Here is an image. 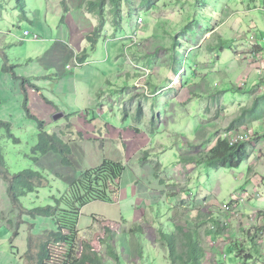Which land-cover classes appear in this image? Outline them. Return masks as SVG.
Listing matches in <instances>:
<instances>
[{
    "label": "rangeland",
    "instance_id": "374dc122",
    "mask_svg": "<svg viewBox=\"0 0 264 264\" xmlns=\"http://www.w3.org/2000/svg\"><path fill=\"white\" fill-rule=\"evenodd\" d=\"M87 1L25 0V15L16 0L0 2V50L8 57L6 61L0 55V120L13 125V138L2 137L1 146L11 175L31 169L43 172L48 181L22 198V206H15L9 180H1L0 264H37L40 245L46 240L44 231L57 227L50 219L34 217L35 209L54 205L53 197L66 192L83 170L99 167L112 154L117 157V142L103 147L98 140L99 132L103 140L113 138L109 124L120 132L126 129L124 136L134 133L131 126L143 132L134 134L137 138L129 144L134 156L126 164L121 188L113 190L112 202L94 201L81 208L79 244L89 242L106 264H123L120 259L125 264H170L168 252L158 243L159 233L174 234L176 224L197 228L198 223L208 259L213 264H239L232 254L224 257L207 232L212 212L221 217L225 206L237 203L238 212L252 209L249 214L264 209V169L254 164V154H259L253 148L240 166L220 170L185 164L184 159L186 154L210 148L228 130L238 107L251 103L250 95L241 92L245 84L251 88V69L243 64L239 50L248 44L244 40L254 27L264 35V0H152L150 6L133 0L137 12L131 16L128 6H123V20L116 27L109 14L96 49L86 41L99 24L98 17L88 12ZM86 28L85 36L78 33ZM25 31L31 33L29 38ZM244 33L247 37L240 39ZM72 35L83 38L82 50L74 49L76 61L85 56L87 45L90 54L82 68L73 71L75 81L60 80L55 73L40 74L44 65L67 59L61 45ZM176 55L181 65L173 61ZM13 70L42 91L45 99L35 102L32 115L45 123L48 133L65 132V141L75 146L72 166L64 165L61 156L54 160L38 156L43 168L40 160H33L40 128L26 110L30 95L24 93L26 85L14 78ZM236 87L241 91L233 90ZM140 104L144 114L138 126L134 119ZM257 126L261 131L262 125ZM189 144L197 148L190 149ZM250 167L263 177H257L261 185L254 199L240 190L253 183L247 181ZM235 212L230 211L234 221L229 230L240 240L249 221L238 223ZM137 225L144 234L136 231ZM262 244L264 249V232ZM63 247L51 246L54 261L50 264L64 261L68 248ZM252 264L264 261L260 257Z\"/></svg>",
    "mask_w": 264,
    "mask_h": 264
},
{
    "label": "trees",
    "instance_id": "16d2710c",
    "mask_svg": "<svg viewBox=\"0 0 264 264\" xmlns=\"http://www.w3.org/2000/svg\"><path fill=\"white\" fill-rule=\"evenodd\" d=\"M3 1L6 0H0L1 3ZM16 1L25 15L27 8L25 0ZM144 1L147 6L153 4L152 0ZM125 5L128 6L131 16L137 12L133 6V0L87 1L86 7L88 12L97 16L99 20V24L86 39L93 49H96L99 40L103 38L106 26L110 22V20H108L110 15L114 27L122 22L123 6ZM109 7H111V9H108ZM188 29L189 28L184 32L186 33ZM198 41L200 42V40ZM221 49L223 50V48ZM210 50H213V48ZM88 52L89 47L87 45V48L84 49L85 56L78 57L80 63L85 64L87 62V56L90 55ZM176 58H178V55L173 57V61L181 65L180 60ZM149 64H151V61ZM156 89L157 87H152L153 92L156 91ZM233 90L241 91L238 87ZM241 92L248 93V91L244 90ZM25 103L29 117L35 119L40 128L38 144L32 149V154L34 156L33 160L37 163L40 160L38 156H46L49 153H54L63 158L62 162L64 165L72 166L70 157L74 153L75 146H72L70 142L67 143L65 138L58 133H48V131L45 130V123L31 114L27 99ZM1 104L2 100L0 99V105ZM238 110V113L230 121L227 127L228 130L247 129L253 123H264V92L255 96L249 105L242 106ZM89 114L91 115L92 113L90 112ZM99 114L100 113H98V115L96 114V116L99 118L103 117L99 116ZM143 114L142 105L140 104L134 119L136 125H141ZM128 115V113L125 115L127 119ZM72 117L73 116L70 115L67 118ZM107 124L108 123H106L105 126H107ZM108 128L113 130V138L111 140H103L101 143L104 147L107 141L117 142L118 147L115 148L117 157L112 154L110 158H105L99 167L84 170L83 173L71 183L66 192L61 193L59 197H53L54 205L35 209L34 212L36 216L34 217L50 219L57 227V229L53 231H44L46 240L40 245L37 264H50L54 261L51 252V246L53 244H63L64 247L68 248L67 251H64L65 257L61 264H106L102 254L97 252L89 242H83L82 246L78 242L80 211L82 207L94 201L112 202L113 195L115 194L113 190L121 188V180L125 173L126 164L130 162L134 154L132 151H129V144L133 140H136L137 137H135V135L143 132L139 127L131 126L130 129L133 130L134 133L130 131L132 133H129L128 136H124V134H122L123 132L128 133L126 129L120 132V129H116L110 126V124ZM12 131L13 125L11 123L0 120V182L4 178L9 180V196L15 206H22V198L31 193L38 192L39 189L48 185V181L45 174L37 170L30 169L15 175L10 174L1 146V138H13ZM63 135L66 136L65 133H63ZM257 138L256 136L255 140ZM15 141L17 143L20 142L19 139ZM190 145L191 144L188 146ZM201 147L203 149V145H201ZM196 148L197 147L194 145H191L190 149ZM253 148L254 143L251 141L230 146L225 140H222L221 137H217L213 145L207 150L203 149L192 155L190 153L189 155L186 154L184 159L186 163H184L195 166L204 164L214 170L236 168L249 157ZM145 155H149V153ZM233 205L234 204L230 205V207L235 209ZM235 214L237 213L235 212ZM214 215L212 216L213 219H211L212 226L208 229L207 233L211 234V241H213L214 244H218L217 249L224 254V257H228V253L232 254V257L240 260L239 264L256 263L257 259L260 257H262L264 261V249L262 248L264 225L263 223L256 222L258 217L264 216L263 212H258L254 215V223H248V225L242 227L240 240L236 239V235L229 230L231 223H224L219 219L221 218L220 216ZM196 224L198 228V223ZM197 228H190L187 223L184 226L176 224V231L174 234L159 233L158 243L168 252L170 264H213L210 259H208L207 252L203 248L200 241V233ZM135 229L141 234H144V229L141 226L137 225ZM108 232H110V230H108ZM16 235H18V232L15 233V236ZM142 255L143 250L141 252V256ZM119 261L125 264L126 260L120 259ZM214 264L223 263L217 261Z\"/></svg>",
    "mask_w": 264,
    "mask_h": 264
},
{
    "label": "crops",
    "instance_id": "0c3cea01",
    "mask_svg": "<svg viewBox=\"0 0 264 264\" xmlns=\"http://www.w3.org/2000/svg\"><path fill=\"white\" fill-rule=\"evenodd\" d=\"M76 29H79V27L76 26ZM84 30L85 31H83V32L81 30L79 32L78 31L77 32L81 33V35L85 36V34H87L89 29L86 28ZM252 32H253L252 35L249 34V38L248 39L246 38L247 37L246 33L243 34V37H241V35L239 36L240 39H243V40H244V38H246V40H244L245 44H246V42L248 43V44H246V46L244 45V43H243V45L241 44L242 46L240 47L239 52L243 53V56H241V57H242L243 60L246 61V62H243V64H247L248 67L251 69V73L248 75V82L250 83L251 88L246 87V84L244 83L245 84L244 91H248V94L250 95L249 99L251 101H252V99L255 96H257V95L261 94L262 92H264V82H263V77H264V59H263L264 35L259 32L258 28H255V27L252 29ZM258 33H259V35H258ZM74 34H77V33L75 32ZM58 42H59V40H58ZM82 42H83V38H78L76 35H72V38H70V40H69V42H67V44L62 42L61 46H63V47H61V49L64 50V53H65L67 59L66 60H60V61L56 62V64H46V65H44V67L41 68V69H44V70L41 71L40 74H43V76L45 75V77H46V76H48V74L55 73L60 78V80H63V81L67 80V82H68V80H72L74 78L72 80V82H74L75 81V77H76V73H73V71L78 66L77 65L78 61H76L77 60L76 59V52H75L74 49L76 47L78 50H82V48L80 46V44ZM252 52L255 53V54L261 55L260 61L252 62L251 60L248 59L249 53H252ZM0 55L4 56L5 60L8 61V57L1 50H0ZM75 61H76V63H75ZM69 67H72L73 70H69ZM80 68H82V66ZM13 73H14V78L15 79H17L18 81L22 80V82H24V84L26 85V88L24 89V93L28 92L31 95V96L29 95L28 97H26V99L28 101L29 110H30V112L32 114L34 112L35 102H37V101L38 102H42V100L45 99L43 94H42V91L36 85L31 83V81H29L25 76H17L15 74V71ZM60 87L63 90L64 85H62ZM72 89H75V85H73ZM35 94H37V96ZM240 107H242V106H239L238 109ZM45 110L47 112H51L52 111L51 109L50 110L45 109ZM59 113H60V111H59ZM56 118L57 117H55V119ZM67 119L70 121L71 118L70 119L67 118ZM56 120H58V119H56ZM65 121H66V119H65ZM82 122H84V120ZM90 122L91 121L89 119H85V124L86 123L90 124ZM257 124L262 125V127H264V123L257 122V123H253L248 128L253 129V131H255V132H259V130L257 128L258 127ZM61 135H62L63 138L66 137V136L63 135V133ZM99 135H100L101 138L99 137L98 140L103 141V139H102L103 136H104L103 132H99ZM109 139L111 140V138H109ZM71 145H73V143H71ZM84 152H85V150H83V154H84ZM47 156L48 157L53 156L52 157L53 160L55 159L54 157H57V158L59 157V155L54 154V153H52V154L49 153V154H47L46 156H43V157H47ZM254 157H255L254 164L255 165H262V167L264 169V155H256V154H254ZM41 161H42V159L40 160L38 165L41 168H43L42 165H41ZM85 162H86V158H85ZM51 164H54V161ZM95 168H97V167H95ZM56 174H58V173H56ZM248 177H249V179L247 181L248 182H253V183H251V184H249L247 186H245V185L240 186V190L244 194V196H246V197H249L251 199L258 198L259 197V193H258L259 189L258 188H259V186L261 184L258 183L259 180H257V177L261 178V180H263V177L261 175L255 174L253 167L248 168ZM233 204H234L233 205L234 208L236 209L235 211L238 212L237 203H233ZM250 212H254V211H252V209H248V210L245 209L244 213L238 212L236 214V216H237L236 219H237L238 223H245V222H243L245 219H246V221H248L249 217H251L252 215L254 216L258 212H263L264 213V209H262V210L261 209H257L256 212L252 213V214H249ZM214 214H215V212H212V215H214ZM219 214H220V212H219ZM214 216H216V214ZM220 219H221V221L224 220L223 221L224 223H232V221H234L233 218L230 217V215H228V216L227 215L226 216L223 215V216H221ZM226 219L229 222H227ZM256 222L257 223L264 222V216L263 217H258L256 219Z\"/></svg>",
    "mask_w": 264,
    "mask_h": 264
},
{
    "label": "built area",
    "instance_id": "2783aa9c",
    "mask_svg": "<svg viewBox=\"0 0 264 264\" xmlns=\"http://www.w3.org/2000/svg\"><path fill=\"white\" fill-rule=\"evenodd\" d=\"M140 22H142L141 19H139ZM25 36H29V32L25 33ZM37 39V38H36ZM248 59L252 62L260 61L261 55L255 54V53H249ZM149 75V74H148ZM147 75V76H148ZM256 136L258 137L256 140ZM222 140H225L230 146H235L241 143H245L247 141H251L254 143V149L259 155H264V127L261 131L255 132L253 130H247L244 129V131L240 130H226L220 135ZM233 208L230 206H225L222 209H220V214L222 216H228L230 214V211H232ZM235 212V209H234ZM254 217H249L248 221L249 223H254ZM248 223V222H247Z\"/></svg>",
    "mask_w": 264,
    "mask_h": 264
},
{
    "label": "clouds",
    "instance_id": "9594fccd",
    "mask_svg": "<svg viewBox=\"0 0 264 264\" xmlns=\"http://www.w3.org/2000/svg\"><path fill=\"white\" fill-rule=\"evenodd\" d=\"M26 32H28V31H25V33ZM31 36V33L29 32V36H25V38H29ZM37 38V39H36ZM34 39L35 40H39L40 39V37H34ZM78 66L77 67H81V66H83V64L82 63H80L79 61H78V64H77ZM69 70H73V68L72 67H69ZM150 76V75H149ZM148 76V77H149Z\"/></svg>",
    "mask_w": 264,
    "mask_h": 264
}]
</instances>
